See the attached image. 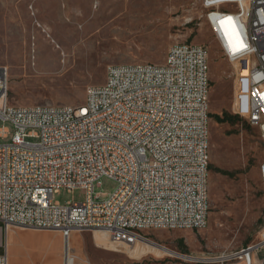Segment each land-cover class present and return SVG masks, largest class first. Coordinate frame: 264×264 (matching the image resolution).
<instances>
[{
	"label": "built area",
	"instance_id": "1",
	"mask_svg": "<svg viewBox=\"0 0 264 264\" xmlns=\"http://www.w3.org/2000/svg\"><path fill=\"white\" fill-rule=\"evenodd\" d=\"M221 55L231 64L232 111L259 129L264 147V0H200ZM230 18V21H229ZM223 30L230 39H225ZM235 45V46H234ZM210 87L208 49L181 42L161 64H109L78 105L12 106L0 67V223L60 232V264H88L69 245L72 232L95 229L114 243H155L151 229L199 230L208 223ZM264 184V158L259 168ZM115 182L104 199L101 178ZM83 189L60 204V190ZM261 238L223 255L261 264ZM157 244V243H156ZM0 264H8L7 244Z\"/></svg>",
	"mask_w": 264,
	"mask_h": 264
},
{
	"label": "rangeland",
	"instance_id": "2",
	"mask_svg": "<svg viewBox=\"0 0 264 264\" xmlns=\"http://www.w3.org/2000/svg\"><path fill=\"white\" fill-rule=\"evenodd\" d=\"M200 0H0V67L7 74V102L12 106H50L84 101L88 85L104 82L109 64H161L172 44L187 42L208 49L210 114L232 111L231 64L221 55ZM65 35L78 41L68 65L51 64L44 53L61 45L73 54ZM49 46V47H48ZM61 52H59L60 54ZM208 124V223L199 230L151 229L155 243L124 246L103 230L74 231L69 245L88 264H244L223 255L259 240L264 227V184L259 168L264 147L259 129L238 116L233 123ZM8 123L0 122V127ZM0 137V143L8 141ZM230 173L224 174L221 172ZM115 182L101 178L93 187L108 197ZM83 189H60V204L81 202ZM1 224V223H0ZM183 239L186 253L180 252ZM7 244L8 264H60L59 231L0 227V247ZM157 243V244H156Z\"/></svg>",
	"mask_w": 264,
	"mask_h": 264
},
{
	"label": "bare ground",
	"instance_id": "3",
	"mask_svg": "<svg viewBox=\"0 0 264 264\" xmlns=\"http://www.w3.org/2000/svg\"><path fill=\"white\" fill-rule=\"evenodd\" d=\"M223 35L225 37V39H230L229 34L223 30ZM60 41L63 42V44L66 45H73L72 50H73V54L71 55L70 53H68V50H66L63 46L59 45L57 46L58 49H52L48 50L44 53V55L49 58V61L51 64H57L59 61V58L62 57L63 60H61L62 64L68 65L69 61H70V57H72L73 55H75L76 53V49L78 46V41L76 40L75 37L73 36H68L65 35L64 37H60ZM49 47V46H48ZM59 52H61L59 54Z\"/></svg>",
	"mask_w": 264,
	"mask_h": 264
},
{
	"label": "trees",
	"instance_id": "4",
	"mask_svg": "<svg viewBox=\"0 0 264 264\" xmlns=\"http://www.w3.org/2000/svg\"><path fill=\"white\" fill-rule=\"evenodd\" d=\"M210 116H212L215 119V121H217V122H229V123H233L234 120H236L237 117H238V116L232 115V114H230L228 112H222L221 115H219V114H210ZM209 167H212V165L209 164ZM221 172L224 173V174L230 175V173H228L227 171H222L221 170ZM177 244H178V246L180 248V252L186 253V249L187 248H186V246H185V244L183 242V239H180ZM0 252H2L1 249H0Z\"/></svg>",
	"mask_w": 264,
	"mask_h": 264
},
{
	"label": "crops",
	"instance_id": "5",
	"mask_svg": "<svg viewBox=\"0 0 264 264\" xmlns=\"http://www.w3.org/2000/svg\"><path fill=\"white\" fill-rule=\"evenodd\" d=\"M1 227V224H0ZM1 249V247H0ZM255 260L261 264H264V247L260 248L255 253Z\"/></svg>",
	"mask_w": 264,
	"mask_h": 264
},
{
	"label": "snow or ice",
	"instance_id": "6",
	"mask_svg": "<svg viewBox=\"0 0 264 264\" xmlns=\"http://www.w3.org/2000/svg\"><path fill=\"white\" fill-rule=\"evenodd\" d=\"M229 21H230V18H229ZM235 46V45H234Z\"/></svg>",
	"mask_w": 264,
	"mask_h": 264
}]
</instances>
